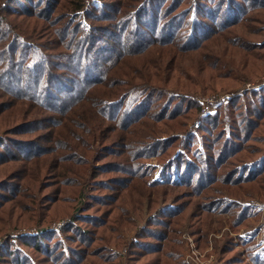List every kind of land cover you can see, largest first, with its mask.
<instances>
[{"label":"trees","instance_id":"trees-1","mask_svg":"<svg viewBox=\"0 0 264 264\" xmlns=\"http://www.w3.org/2000/svg\"><path fill=\"white\" fill-rule=\"evenodd\" d=\"M177 2L0 0V225L24 215L38 229L0 232V264H119L121 256L189 264L185 225L202 244L214 216L229 215L238 230L256 213L241 195L264 190V87L194 126L200 107L191 96L159 100L164 86L155 84L130 93L113 76L154 49L199 51L264 8V0ZM239 48L258 52L264 36ZM147 66L156 75L171 63ZM206 67L224 69L218 58ZM126 76L140 79L141 70ZM153 156L166 185L151 178ZM163 187L182 191L158 202ZM127 227L137 229L122 254ZM233 243L215 264H247ZM242 243L264 264V248Z\"/></svg>","mask_w":264,"mask_h":264},{"label":"rangeland","instance_id":"rangeland-1","mask_svg":"<svg viewBox=\"0 0 264 264\" xmlns=\"http://www.w3.org/2000/svg\"><path fill=\"white\" fill-rule=\"evenodd\" d=\"M158 1L163 6L164 3L165 5L169 4L171 0ZM178 1L177 3L182 2L179 7L182 9L193 4V0ZM219 1L221 0H217V2ZM223 1L228 2L230 0ZM15 7L18 5L13 8ZM234 8L237 9L235 3ZM255 11L256 13L249 16L245 22L208 41L204 45L205 47L199 51L186 53L177 48L154 49L147 54L129 58L123 66L115 71L113 76L123 78L125 81L124 90L130 93H138L145 88V85L155 84L164 86L163 93L165 95H158L159 100H163V97L169 95L170 92L191 96L198 108L200 107L195 122H192L194 126H197L203 116L216 112L221 104L233 108L240 104L239 95L252 91L254 93L260 92L259 89L264 87V49L252 52L245 48H239L241 46L252 47L256 41L262 40L264 36L261 33L264 30V8ZM240 37L243 39L240 40ZM179 58L184 61L173 67ZM216 58L224 67L222 72L206 67L207 63H212ZM160 60L170 61L171 67L153 75L155 72L153 67L147 65L156 64ZM134 69L141 70V78L132 81L126 74ZM173 69H175L174 72H172ZM234 98H236L234 102H229ZM150 163L154 168L151 178L166 185V180L160 175L163 164L154 156L150 159ZM163 189H167V196L163 197L162 193L158 194V202L161 200L169 202L177 192L182 191L179 188L163 187ZM253 195L252 197L248 193L241 195L244 200H249L256 209V213L248 217L238 230L232 228V218L229 215H216L213 217V229L209 232L207 242L204 243L201 240V244L196 240L197 236L193 234L192 229L185 225L181 233V238L186 243L184 259L189 264H215L220 254L222 255L220 253L221 247L227 240L232 239L234 249L240 252L244 261L247 264H253L247 256L248 250L242 243V239L255 244L256 248H264V190ZM27 215L29 216V214ZM32 224L28 217L21 215L16 224L0 225L5 227L0 232L5 236L12 237L37 234L38 229L31 227L34 226ZM61 224L62 222H58L55 226ZM136 229L133 227L124 228L122 254L126 251L131 240L135 238ZM3 234H0V244L4 240ZM119 264H127L124 257L121 256Z\"/></svg>","mask_w":264,"mask_h":264}]
</instances>
